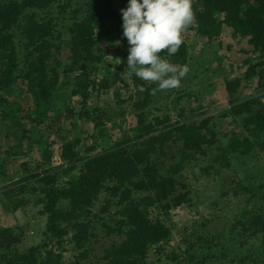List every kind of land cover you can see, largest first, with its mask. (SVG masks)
<instances>
[{
	"label": "trees",
	"instance_id": "1",
	"mask_svg": "<svg viewBox=\"0 0 264 264\" xmlns=\"http://www.w3.org/2000/svg\"><path fill=\"white\" fill-rule=\"evenodd\" d=\"M197 3L196 35L212 42L228 30L233 37L244 38L263 60L248 64L243 80H255L256 88L264 91V0ZM114 4L113 0H0V91L22 80L33 100L27 118L32 116L41 123L51 109L52 92L61 82L60 70L72 79L71 94L75 96L86 97L92 89L98 98L99 90L114 84L129 87L124 55L114 64L110 80L102 79L99 88L89 80L90 71L105 55L99 52L95 29L112 23L110 32H123V8ZM123 40L125 46L127 40ZM64 44L69 49L66 65L59 58ZM160 55L180 65L193 62L184 43L175 55L169 57L166 50ZM131 79L137 93L143 95L137 108H149L152 89L158 86L143 84L134 75ZM239 84V80L225 84L230 97L225 117L240 118L241 128L249 136H234L229 146H219L222 158L237 152L248 155L255 146L264 152V141H257L264 134V106L258 97L242 100L236 89ZM141 87L145 90L140 91ZM150 113L146 109L138 116V129L131 137L98 153H93L92 143L85 147L84 155L75 151L71 142L63 144L61 157L66 166L60 178L65 177V181L60 182L56 169H52L23 176L12 189H6L4 196L13 212L32 199L37 215L45 216V225L40 242L23 252L17 249L23 239L22 226L0 228V264H152L148 262L151 249L171 237L159 216H168L170 210L187 202L186 193L177 192L178 174L215 144L216 135L208 128L209 119L172 124L169 115L149 119ZM1 118L15 117L2 112ZM14 125L21 130L17 120ZM171 145L177 147L180 159L166 174L157 158L165 156ZM158 210L159 215H155ZM252 226L255 234L264 235V217ZM102 240L105 244L99 251L95 246ZM64 250L71 252L70 261L63 259ZM95 250L101 256L90 259Z\"/></svg>",
	"mask_w": 264,
	"mask_h": 264
},
{
	"label": "rangeland",
	"instance_id": "2",
	"mask_svg": "<svg viewBox=\"0 0 264 264\" xmlns=\"http://www.w3.org/2000/svg\"><path fill=\"white\" fill-rule=\"evenodd\" d=\"M113 1L116 7L122 8L128 3V0ZM197 1L193 3L194 11L198 8ZM112 27V23H107L104 28L94 31L99 52L105 54L90 71L89 80L96 88L102 79L110 80L109 74L118 63L117 58L124 55L127 67L129 45L125 43L123 46V35L110 32ZM193 28L191 25L182 34L183 43L193 58V62L190 60L187 64L190 71L178 89L152 94L153 102L146 109L151 111L149 119L167 114L172 124L179 121L199 123L209 119L208 128L215 133L216 142L188 163L182 173L179 172L177 192L186 193L187 202L170 210L168 216H159L169 228L171 237L167 243L151 249L148 262L264 264V235L255 234V226H252L264 217V152L255 146L248 155L237 152L225 154L222 158L219 148L229 146L234 136H249L241 128L240 118L225 117L230 108L225 84L239 80L236 89L241 99L258 97L264 106V91L256 88V81L243 80L247 65L262 61L263 57L252 52L244 38L233 37L228 30L218 40L208 42L199 38ZM65 45L59 57L63 65L68 63L69 56ZM61 71H58L61 82L59 80L58 87L52 92L48 117L41 123L32 116L27 118L33 100L22 80L0 91V228L22 226L23 239L17 246L22 252L42 239L45 216L37 215L32 199L23 209L13 212L4 196L6 189H12L23 176L52 169H56L60 182L65 181V177L60 178L62 168L66 166L61 157L63 144L71 142L74 150L84 155L85 147L92 143L95 147L93 153H98L102 148L131 137L138 129V116L146 110L136 106L143 95L137 93L132 79L130 82L127 78V88L114 84L109 89L99 90L98 98L92 89L83 97L71 94L72 79ZM2 112L15 118L2 119ZM15 120L22 125L21 130L14 125ZM90 136L95 139L90 140ZM257 141L263 144L264 134ZM179 159L177 147L171 145L165 156L157 158V164L167 174ZM101 202L102 199L95 205L99 206ZM159 213L158 210L155 215ZM98 244L95 249L100 251L105 241ZM66 249L70 250V246ZM65 251L63 259L70 261L71 252ZM95 255L101 256L95 250L90 259Z\"/></svg>",
	"mask_w": 264,
	"mask_h": 264
},
{
	"label": "clouds",
	"instance_id": "3",
	"mask_svg": "<svg viewBox=\"0 0 264 264\" xmlns=\"http://www.w3.org/2000/svg\"><path fill=\"white\" fill-rule=\"evenodd\" d=\"M193 3L194 0H128L126 8L120 9L122 34L129 45L127 76L130 82L134 75L144 82L157 84L152 94L181 86L190 68L175 65L160 53L166 50L170 57L179 51L182 34L196 23Z\"/></svg>",
	"mask_w": 264,
	"mask_h": 264
}]
</instances>
